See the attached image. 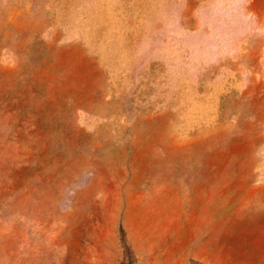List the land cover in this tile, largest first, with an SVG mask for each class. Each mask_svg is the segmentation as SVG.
Masks as SVG:
<instances>
[{
    "label": "rangeland",
    "instance_id": "obj_1",
    "mask_svg": "<svg viewBox=\"0 0 264 264\" xmlns=\"http://www.w3.org/2000/svg\"><path fill=\"white\" fill-rule=\"evenodd\" d=\"M188 181L264 257V0H0V264H157Z\"/></svg>",
    "mask_w": 264,
    "mask_h": 264
},
{
    "label": "crops",
    "instance_id": "obj_2",
    "mask_svg": "<svg viewBox=\"0 0 264 264\" xmlns=\"http://www.w3.org/2000/svg\"><path fill=\"white\" fill-rule=\"evenodd\" d=\"M196 184L199 185L195 181H188V185L183 186L188 198L189 195L197 193L194 190ZM212 184L213 182L210 184L208 182L200 183L199 186L202 185L204 191L202 195L192 197L193 200H196L194 201L196 203L190 202L189 204L185 198L182 202L176 201L174 205H170L167 201L163 207H158V210L155 207L153 208V212L160 213L167 221L165 228H161L159 232L158 243L150 245V253L154 254L157 264H184L189 259L206 261L210 264H230L227 251L215 249L213 231L211 237L208 236L204 240L200 238V234L195 230V224L199 216L207 214L214 204ZM170 220H173L172 224H169ZM154 238L156 237L154 236ZM258 258L257 262L251 264H264V257L260 255ZM153 262L156 264V261Z\"/></svg>",
    "mask_w": 264,
    "mask_h": 264
},
{
    "label": "bare ground",
    "instance_id": "obj_3",
    "mask_svg": "<svg viewBox=\"0 0 264 264\" xmlns=\"http://www.w3.org/2000/svg\"><path fill=\"white\" fill-rule=\"evenodd\" d=\"M190 198V197H189ZM194 198V197H193ZM193 198H192V200H193ZM198 200V199H197ZM193 203H196V202H194V201H192ZM229 203V202H228ZM190 204V203H189ZM220 206V205H219ZM211 207V206H210ZM199 211V210H198ZM203 213V212H202ZM209 217V216H208ZM149 227V226H148ZM147 232V231H146Z\"/></svg>",
    "mask_w": 264,
    "mask_h": 264
}]
</instances>
